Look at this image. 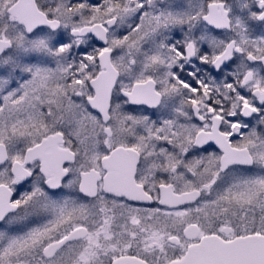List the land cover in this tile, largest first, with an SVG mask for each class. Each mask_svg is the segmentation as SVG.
Masks as SVG:
<instances>
[{
    "label": "snow or ice",
    "instance_id": "snow-or-ice-1",
    "mask_svg": "<svg viewBox=\"0 0 264 264\" xmlns=\"http://www.w3.org/2000/svg\"><path fill=\"white\" fill-rule=\"evenodd\" d=\"M0 264H264V0H0Z\"/></svg>",
    "mask_w": 264,
    "mask_h": 264
}]
</instances>
